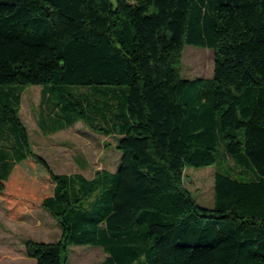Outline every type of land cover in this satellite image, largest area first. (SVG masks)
<instances>
[{
	"label": "trees",
	"instance_id": "16d2710c",
	"mask_svg": "<svg viewBox=\"0 0 264 264\" xmlns=\"http://www.w3.org/2000/svg\"><path fill=\"white\" fill-rule=\"evenodd\" d=\"M187 44L214 49L212 77L182 76ZM29 85L47 107L55 92L72 98L44 132L83 119L117 133L118 168L54 171L19 116ZM72 85L103 93L92 106L111 125L73 108ZM221 154L234 166H217L204 207L185 170ZM0 194L15 218L39 206L58 221L59 240L25 242L36 264H67L87 244L102 264H264V0H0Z\"/></svg>",
	"mask_w": 264,
	"mask_h": 264
},
{
	"label": "rangeland",
	"instance_id": "374dc122",
	"mask_svg": "<svg viewBox=\"0 0 264 264\" xmlns=\"http://www.w3.org/2000/svg\"><path fill=\"white\" fill-rule=\"evenodd\" d=\"M215 68V51L213 48L187 44L182 54L181 71L186 78L212 77ZM66 93L73 91L74 100L80 112L79 101L84 103L85 111L93 112V121L102 126L111 122L104 117L103 112L97 113L92 104L104 106V95L98 93L97 101L90 95L91 85L67 86ZM124 86H120L122 88ZM80 90V96L77 93ZM77 91V93H76ZM55 92L54 105L45 106L42 101L40 85H29L23 89L19 116L28 129L30 145L34 151L42 155L54 171L62 173L82 172L89 178L96 176L102 169L115 171L121 158V151L116 146L119 136L115 132L106 134L93 130L83 119L71 126L46 135L41 128V122H47L55 127L62 126L65 110L55 109L56 101L64 98L71 100L70 95H60ZM69 94V93H67ZM90 98L93 103L87 106ZM100 103V104H99ZM60 104V103H59ZM55 109V110H54ZM70 112L77 113L70 108ZM10 122L6 119L2 124L3 146L11 145L9 134ZM111 127V126H110ZM5 130V131H4ZM7 137V138H6ZM226 160V161H225ZM234 166V160L221 154L219 161L209 166H188L185 170V186L191 191L197 202L204 207H212L215 200V172L221 163ZM62 230L54 216L43 207L26 209L23 217L15 218L8 211L6 199L0 194V264H36V260L27 255L25 242L28 239L52 242L59 240ZM106 257L105 251L95 245H72L69 248L67 264H102Z\"/></svg>",
	"mask_w": 264,
	"mask_h": 264
},
{
	"label": "crops",
	"instance_id": "0c3cea01",
	"mask_svg": "<svg viewBox=\"0 0 264 264\" xmlns=\"http://www.w3.org/2000/svg\"><path fill=\"white\" fill-rule=\"evenodd\" d=\"M44 132V131H43ZM46 135H48V134H54V132H44ZM59 173H62V172H59ZM75 173V172H74ZM80 173H82V172H80ZM68 174H70V173H68Z\"/></svg>",
	"mask_w": 264,
	"mask_h": 264
}]
</instances>
